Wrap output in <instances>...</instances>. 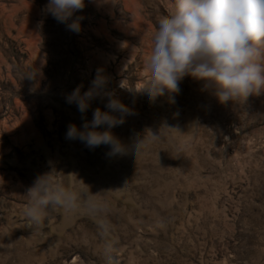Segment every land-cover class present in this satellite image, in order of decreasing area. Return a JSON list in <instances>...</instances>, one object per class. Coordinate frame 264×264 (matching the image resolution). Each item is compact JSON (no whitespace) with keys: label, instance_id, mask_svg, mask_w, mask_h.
<instances>
[{"label":"rangeland","instance_id":"374dc122","mask_svg":"<svg viewBox=\"0 0 264 264\" xmlns=\"http://www.w3.org/2000/svg\"><path fill=\"white\" fill-rule=\"evenodd\" d=\"M47 3L0 0V264H104L105 245L117 264H264V90L221 104L185 76L172 99L152 100L135 90L173 0H84L78 33ZM98 70L107 83L82 114L66 97L88 91ZM106 93L131 113L111 129L124 155L66 139L69 124L109 111ZM145 128L159 138L135 156ZM53 171L74 191L99 193L105 236L60 208L42 230L27 226L26 190Z\"/></svg>","mask_w":264,"mask_h":264},{"label":"clouds","instance_id":"9594fccd","mask_svg":"<svg viewBox=\"0 0 264 264\" xmlns=\"http://www.w3.org/2000/svg\"><path fill=\"white\" fill-rule=\"evenodd\" d=\"M84 7V0H48L44 10L68 30L78 33L81 18L73 19V16ZM173 9L171 14L158 20L143 65L146 84L135 91L147 92L152 100L166 93L172 99L171 94L180 91L179 82L185 76L202 81L203 90L221 104L246 101L264 90V0H173ZM106 83L107 78L98 70L88 91L81 95L78 86L68 94L66 101L75 103L84 114L89 102ZM120 87L134 90L124 85V79ZM106 95L105 106L109 111L96 108L91 121L82 117L84 122L80 128L69 124L66 139H78L89 149L110 145L108 155H124L129 149L111 129L123 124L124 116L131 113L114 95ZM116 112L121 115H113ZM101 126H105V130H99ZM164 128L174 129L167 126L161 129ZM160 130L144 129L142 138L133 146L135 156L140 148L159 138ZM53 173L39 175L26 190L28 202L23 215L27 226L42 230L47 210L60 208L68 214L92 219L99 234L105 236L109 231L105 219L107 206L97 199L99 193L93 194L88 186L87 191H74L58 182ZM102 254L104 264H117L109 245H105Z\"/></svg>","mask_w":264,"mask_h":264}]
</instances>
